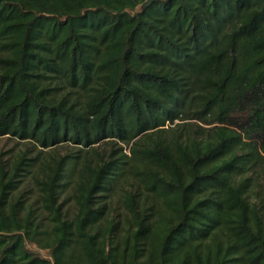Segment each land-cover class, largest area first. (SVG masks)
Here are the masks:
<instances>
[{
  "label": "trees",
  "instance_id": "16d2710c",
  "mask_svg": "<svg viewBox=\"0 0 264 264\" xmlns=\"http://www.w3.org/2000/svg\"><path fill=\"white\" fill-rule=\"evenodd\" d=\"M145 1L0 0V264H264V0Z\"/></svg>",
  "mask_w": 264,
  "mask_h": 264
},
{
  "label": "rangeland",
  "instance_id": "374dc122",
  "mask_svg": "<svg viewBox=\"0 0 264 264\" xmlns=\"http://www.w3.org/2000/svg\"><path fill=\"white\" fill-rule=\"evenodd\" d=\"M198 124L202 125L201 123ZM188 129L194 135H196L198 132V127L193 124L190 127H188ZM119 146L125 147V145L122 143L115 144L110 142L107 144L105 143L100 144L97 150L101 154L104 153L105 155H109L112 149H117ZM25 151L28 152L27 155L31 157L32 154L37 152V148H33L31 142H26V141L24 142L6 136L0 137V159L5 164L12 163L15 160L18 153H22ZM76 151H77L76 145L71 143H65L62 146H57L53 150L48 152L49 154H46V158L49 159L50 157L49 155H55L56 153L66 154V153H75ZM115 154H117V152ZM255 169H256L254 173L256 178L255 191H257L261 188V185L264 183V165L262 166L257 165L255 166ZM30 187H31L30 184H28L27 188L29 189ZM120 187L124 189H130L133 187V185L130 180L122 181L121 184L119 185V188H116L112 196L107 199L108 218L114 221H118L119 227L123 226L125 223V210L119 201V195L122 193L121 190L122 188ZM33 194H34V190L28 193L30 197H32ZM61 201H64V210L66 215L68 217H71V215L75 210L72 202L69 199L65 200V197H62ZM27 246L29 247L30 250L36 253V255L43 258H49L48 251L46 249H42L34 243H27Z\"/></svg>",
  "mask_w": 264,
  "mask_h": 264
},
{
  "label": "water",
  "instance_id": "95a60500",
  "mask_svg": "<svg viewBox=\"0 0 264 264\" xmlns=\"http://www.w3.org/2000/svg\"><path fill=\"white\" fill-rule=\"evenodd\" d=\"M153 0H146L144 3H143V7H146V6H149L151 4Z\"/></svg>",
  "mask_w": 264,
  "mask_h": 264
}]
</instances>
